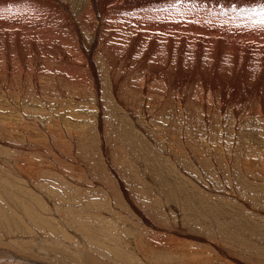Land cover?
Instances as JSON below:
<instances>
[{
	"label": "bare ground",
	"instance_id": "obj_1",
	"mask_svg": "<svg viewBox=\"0 0 264 264\" xmlns=\"http://www.w3.org/2000/svg\"><path fill=\"white\" fill-rule=\"evenodd\" d=\"M261 6L264 0H0V181L25 187L36 199L32 206L21 203V213L14 212L22 216L16 215L11 207L17 206L0 189V220L13 212L28 232L40 235L35 247L27 238L31 249L67 243L63 248L73 256L83 246L66 233L99 230L108 245L87 241L99 251L109 247L106 259L89 251L86 262L61 258L81 264H229L222 254L223 260L211 255L213 236L204 239L208 246H198L179 238L182 230L176 238L146 227H155L158 216L148 214L151 201L140 195L146 194L144 182L158 179L174 181L177 193L200 204L198 215L188 210V220L221 231L224 238L216 233L217 242L231 244V251L241 239L255 244L247 229H255L253 219L219 200L237 197L236 191L254 199L255 190L261 191L257 182L264 189ZM117 68L127 70H121L127 75L124 93ZM69 87L73 92L66 96ZM31 150L49 161L36 162ZM66 164L79 178L63 170ZM45 169L60 180L44 177ZM196 181L205 187L224 182L225 194L207 197ZM226 222L234 224L232 231ZM19 232L25 234L24 228ZM7 236L5 241L14 236L10 245L22 241L17 231ZM2 255L0 264H50L7 245Z\"/></svg>",
	"mask_w": 264,
	"mask_h": 264
},
{
	"label": "rangeland",
	"instance_id": "obj_2",
	"mask_svg": "<svg viewBox=\"0 0 264 264\" xmlns=\"http://www.w3.org/2000/svg\"><path fill=\"white\" fill-rule=\"evenodd\" d=\"M95 57V60L97 59L96 58V56H94ZM117 71H116V73H119L122 77H123V80H122V78L120 79V80H122V82L121 81H119V89H120V91L121 92H123L124 93V91H125V89H124V86H122L121 84H123V81L126 79V77H127V70H125V69H120V68H117L116 69ZM121 70H124L125 72H126V74H125V72L123 71V73H122V71ZM125 75V78H124V75ZM49 82H50V80H49ZM101 83H103V81H102V79H101ZM60 84L61 85H64L63 84V82H61L60 81ZM40 85H43V83H41ZM25 87H28V85L26 84V86ZM72 89V88H71ZM73 92L72 90H70V87L68 88V90L66 91L67 93H65V95L66 96H68V92ZM242 105V104H241ZM241 105H239V106H237V108H241L242 106ZM243 106H244V108L245 107H247L245 104H243ZM227 115L229 114V112H227L226 113ZM230 115V114H229ZM231 117H227L226 118V121L229 123V122H231ZM229 125V124H228ZM116 149H114V151H115ZM117 151V150H116ZM114 152L116 155H118V152ZM6 152V151H5ZM110 152V151H109ZM28 153H34V155H32L31 157H33V159L36 161H38V159L39 160H41V161H46V159L49 161V159L48 158H46V157H44V156H39V155H41L40 154V152L39 151H35V150H31L30 152H28ZM27 153V154H28ZM36 154H38V155H36ZM111 154V153H110ZM8 154H4V156H7ZM112 155V154H111ZM30 156V155H29ZM45 158V159H44ZM36 161V162H37ZM47 161V162H48ZM50 163V167H51V163L52 162H49ZM48 163V164H49ZM65 165V164H64ZM111 166H113V167H115L116 165H113V164H111ZM69 166L66 164V166H64V168H63V170L65 171V170H67L66 172H68V170L69 171H72L71 170V168H68ZM45 175L43 174V176L44 177H51V178H54V177H57V180H60V176H57V175H59V174H57V172L55 173L54 172V170L52 171V170H46L45 169ZM99 171H101V170H99ZM73 172V171H72ZM75 172V171H74ZM73 172V173H74ZM46 173H50L49 175H53V177H52V175L51 176H48V174H46ZM54 173V174H53ZM0 174H5V172L4 171H0ZM56 174V175H55ZM225 174V172H222V177L223 176H226V175H224ZM47 175V176H46ZM74 176L75 177H73V178H79V176L77 175V174H75L74 173ZM78 176V177H77ZM193 178V177H192ZM56 179V178H55ZM7 181V182H6ZM38 181V180H37ZM36 181V182H37ZM157 181V183L154 185V183ZM4 182H6V183H4ZM125 183V185H129V183L127 184V181H124ZM150 182V180H147V183H149ZM158 182H160V183H158ZM170 183H167V184H165V182H162L161 183V181L160 180H158V179H152V182H150L147 186L145 185V184H147V183H143V186L146 188V190H145V192H146V194L145 193H143L144 195H140V197H146V199L147 200H150L151 201V205L150 204H148L147 206H146V210H147V212H148V214H153L155 217L156 216H158V217H156L155 218V220H154V218H151L149 215H147V214H145L144 215V217H146L148 220L150 219L151 220V224L152 223H154V221H156L154 224H152V225H154L155 227H151V225H149V226H147L146 225V227L147 228H149V230H155V231H153V232H156V230H157V232L159 231L160 232V230H161V232H163L165 235H167V236H174L175 234V236L174 237H176V238H178L177 237V235L180 233V231H181V233H184V235L182 236L181 235V233L178 235L179 236V238L181 237V239L184 237L188 242L190 241V242H192V243H195L196 245H198V243H199V245L198 246H204V244L205 245H207L208 246V244H206V242L204 241V239H208V238H210V237H208V235L209 236H213L212 237V240H211V238H210V241H211V245H209L208 247H212L210 250H211V252H212V256L214 255V256H220V258L222 259V257H224L223 259L225 260V261H227V262H229V264H264V199H259V195L260 194H262V193H264V189L262 188V185H261V182H257V183H259L260 184V187H261V191H260V188H258V190H255L254 188H251V191L249 192V193H252L254 190H255V195L253 196V197H255L254 199L252 198V196L250 197V196H247V195H244L245 193H243V192H239V191H236L235 193L237 194V197H233V196H231V195H229V198H231V197H233V198H231V199H228V200H230V201H228L227 200V198L225 199V198H223V199H220L219 201H221V202H223V203H230L232 206H236V207H238L237 209L238 210H240V213H243L242 215H247V218L249 219L250 218V220H252L253 221V225H255L256 227H255V229H252L251 230V228L250 227H247V229H248V231H249V234L251 235V236H255V237H257V238H253L254 239V243L255 244H253V242L252 241H248V240H245V241H243V239H241V237L240 238H235V240H234V242L235 241H237V239H238V241H240L239 239H241L242 241H240V242H238L239 244V246L237 245V243L235 242L233 245H234V249H232L233 251H231V247H233L231 244H227L226 242H224V241H222V240H220L219 242H217L220 238V234H221V236L224 238V236H223V234H222V232L221 231H214L215 229H212V230H208L206 227H205V229L203 228L204 226H203V224L202 225H200V226H198L196 223H195V221H194V224H195V227L194 226H192V225H194V224H192V222L191 221H189L188 220V218L190 217V215H189V213H190V211H192L190 214H196V215H198L199 213H200V210H197L198 209V207H199V205L200 204H196V206H194L195 204H194V200H190V199H188V200H190L189 202H188V200H187V198H186V193H177L176 192V190H175V186H176V184H174V181H173V183H172V181H169ZM2 183V184H1ZM8 183V184H7ZM131 184H130V186H133L134 185V183L133 182H130ZM198 184V186H197V184ZM6 184V185H5ZM151 184V185H150ZM159 184H162V185H160L159 187H160V189H159V187H158V185ZM202 183H200V182H198V181H196L195 183H194V185H196V187H200L201 188V190L203 191V192H207L208 194L207 195H209V196H207V197H214V196H216V195H214V194H217L218 192H221V191H223V192H221V193H219V194H217V196L219 197L220 195H223V194H225V191H224V187H226V183H224V182H221V184L220 183H218V184H215L217 187H215V185L214 184H207L206 186L207 187H205V184H202ZM219 184H220V187H219ZM8 185V186H7ZM11 185V186H10ZM99 185H101L102 187H103V185L104 184H99ZM150 185V186H149ZM153 185V186H152ZM157 185V186H156ZM246 185V184H245ZM0 186H2V188H0L3 192H6L8 195H6L7 197H9V198H11V202L13 203V205H16L17 206V209H16V207H11L12 209V211L14 212V211H16V210H18L19 212H16V213H21L20 212V210L18 209V208H20V204L21 203H26V202H28L29 203V205H31L32 206V204L35 202L36 203V199L33 197V195H31L30 193H28V190L27 189H24L23 190V188H25V187H22V191L21 190H19L18 189V187L16 186V184H12L11 183V180H10V182L6 179V180H1L0 181ZM150 188H149V187ZM155 186V187H154ZM164 186H166V187H164ZM205 187V189L203 190L202 188H204ZM210 186V187H209ZM240 186V185H239ZM17 187V188H16ZM164 187V188H163ZM195 187V186H194ZM208 187H209V190H208ZM213 187V188H212ZM218 187L219 188H221V187H223L222 189H218ZM227 187H229V185L227 186ZM238 187V186H237ZM7 188V189H6ZM148 188V189H147ZM151 188H152V191L153 190H157V191H153V192H151ZM153 188H155V189H153ZM166 188V189H165ZM168 188H169V190H168ZM199 188V189H200ZM207 188V189H206ZM211 188V189H210ZM215 188H217V189H215ZM12 189V190H11ZM61 189V188H60ZM69 189V188H68ZM163 189V190H162ZM213 189V190H212ZM14 190V191H13ZM59 190V189H58ZM165 190V191H164ZM216 190V191H215ZM220 190V191H219ZM147 191H150L149 193L151 194H153V195H150L149 193H147ZM161 191V192H160ZM166 191H171L173 194H172V196L170 195L169 197H168V194L166 193ZM157 194H156V193ZM164 194H163V193ZM212 194H211V193ZM14 193V194H13ZM18 193V194H17ZM20 193H21V195H20ZM33 193V192H32ZM166 193V194H165ZM214 193V194H213ZM240 193V194H239ZM24 194H25V198L27 199V201H25V198H23L24 197ZM73 194H75L74 192H73ZM160 196H159V195ZM186 194V195H185ZM19 195H20V197H19ZM28 195V196H27ZM30 195H31V197H30ZM145 195H147V196H145ZM185 195V196H184ZM150 197L151 199H148L147 197ZM182 196V199L180 200L179 199V197H181ZM224 196V195H223ZM226 196V195H225ZM28 197V198H27ZM155 197V198H154ZM161 197V198H160ZM168 197V198H167ZM239 197V198H238ZM244 197V198H243ZM155 200H154V199ZM170 198V199H169ZM176 198V199H175ZM219 198H221V197H219ZM247 198V199H246ZM13 199V200H12ZM163 199V200H162ZM185 201H184V200ZM192 199H193V197H192ZM195 199V198H194ZM235 199H240V201H238V200H235ZM245 201H243V200ZM15 200V201H14ZM30 200H31V202H30ZM162 200V201H161ZM187 200V201H186ZM196 200H198V199H196ZM215 200V199H214ZM223 200V201H222ZM227 200V201H226ZM233 200V201H232ZM15 203H14V202ZM135 201V200H134ZM153 201H154V203H153ZM157 201V202H156ZM237 201H238V203H237ZM1 200H0V204H1ZM4 202V201H3ZM132 202H133V199H132ZM160 202H161V204H160ZM184 202H185V204H184ZM188 202V204H187V206H186V203ZM237 203V204H235V203ZM242 202H244V203H242ZM136 203V202H135ZM196 203V202H195ZM137 205H138V203H136ZM185 205V206H184ZM194 206V207H193ZM185 207H187V208H185ZM193 207V208H192ZM13 208L15 209V210H13ZM193 209V210H190V209ZM246 208V209H245ZM252 208V209H251ZM255 208V209H254ZM170 210L171 211V213H170V211H167V210ZM186 209H187V211H186ZM197 210V212L195 213L194 211H196ZM11 210H9L8 209V212H10ZM188 210H189V213H188ZM243 210V211H242ZM249 210V211H248ZM252 210V211H251ZM132 211V210H131ZM139 211H142L143 213H145V211L141 208ZM246 213H245V212ZM13 212H10V213H13ZM172 212H173V214H172ZM177 212H179V213H177ZM184 212V213H183ZM185 212H187V213H185ZM250 212V213H249ZM10 213H5V215H3L6 219L5 220H0V223H3V224H0V249H3V247L5 246V245H7V247L9 248V249H12V250H14V251H16V252H18V254H20L22 257H29L30 259H32V260H45L46 262H49L50 264H73V263H75V264H81V262H79L78 260H73L72 261V259H61V258H63L62 256L63 255H65V256H68V257H70V258H73L74 257V259H76L75 257H79V256H81V258L86 262V259H85V257H84V254H86V252L87 251H89V252H92V253H97V254H99V257H101V258H103V259H106L107 257H105V256H108L107 254H106V252H108L109 251V247H103L102 248V251L100 250H97V249H95V248H92V245L93 246H95V245H97V244H94L92 241H90V242H88L87 241V236H88V238H92V240L93 239H96V240H99V242H102L104 245H108V243H106V242H108V240L107 241H105V240H103V237H100V235H99V230H94V231H97V232H94V231H87V232H89V233H87V235H84V234H82V233H79V232H72V231H68L66 234L67 235H71V236H73V237H75V238H78L77 239V242H80L81 243V247H82V251L83 252H81V251H79L78 249H76L75 248V250H77L78 251V254L76 255V256H73L71 253H69V251L68 250H65L63 247H65L66 245H67V243L66 244H64V246H61L60 248H58L57 246H55V247H52L51 246V244H49V243H47V242H45V243H41V245L39 244V247H40V251H38L37 250V252L33 249V247H35V241H36V239H38L39 237H40V235L39 234H32V233H30V232H28L27 231V228L19 221V218L17 219V218H15V215L14 214H16L15 212H14V214H10ZM182 213H183V215H182ZM158 214V215H157ZM167 214L168 215H170V216H167ZM178 214V215H177ZM184 214H186V216L187 215H189L188 217H186V216H184ZM249 214H250V217H248L249 216ZM16 215H20V216H22V214H16ZM164 215V216H163ZM179 215H181V217H182V219H181V217L179 216ZM245 215V216H246ZM19 216V217H20ZM160 216V217H159ZM164 217V218H163ZM172 217V218H171ZM135 218H136V213L135 212H132V215H131V220H130V223H131V225H136L135 224ZM161 218H162V220H161ZM182 220V221H180V219ZM158 219V220H157ZM168 220V221H166V220ZM171 220V222H169L170 220ZM254 219H255V221H254ZM8 220H10V221H8ZM154 220V221H153ZM4 221H6V222H4ZM160 223H159V222ZM165 221V222H164ZM185 221H188V223L190 224H188V223H186V224H188V225H186V224H184L185 223ZM168 223L167 225L166 224H163V223ZM173 222V223H172ZM177 222V223H176ZM256 222V223H255ZM142 223H143V226H145V222H140V225H142ZM172 224V226H170L169 227V224ZM227 223V222H226ZM255 223V224H254ZM5 224H6V226H5ZM27 224H30V222H27ZM32 224V223H31ZM161 224H163L162 226H164L163 228H160L161 227ZM197 225V226H196ZM227 225L229 226V230L230 231H232V227H234L233 225L234 224H230V223H227ZM226 224L225 225H223V226H225L226 227V229H227V226ZM251 225V224H250ZM28 227H30L29 225H27ZM175 226V227H174ZM188 226V227H187ZM202 226V227H201ZM232 226V227H231ZM14 229H13V228ZM166 227H168V228H171V229H168V228H166ZM174 227V228H173ZM184 227V228H183ZM190 227V228H189ZM224 227V228H225ZM231 227V228H230ZM3 228V229H2ZM12 228V229H11ZM23 228H24V231H25V234H22V233H20L19 232V230L21 229L22 231H23ZM32 228H34L35 230H36V228L35 227H32ZM32 228H29V230L31 231V229ZM178 228V229H177ZM194 228H195V230H194ZM254 228V227H253ZM34 229H32V230H34ZM184 229V230H183ZM227 229V230H228ZM34 230V231H35ZM170 230H172V231H170ZM193 230V231H192ZM255 230V231H254ZM10 231V232H9ZM14 231H17V236H22V241L19 243V244H17V246L18 247H16V245L14 246V244H11L10 245V242L9 241H14L13 239H14V236L12 237V236H9V239L7 240V241H5V238L6 237H8L7 236V234H11V232H14ZM177 231H178V233H177ZM160 232V233H161ZM175 232V233H174ZM193 232V233H192ZM219 232V234H217V235H219V237L216 235V233H218ZM221 232V233H220ZM72 233V234H71ZM95 233H97V234H95ZM191 234V235H188L189 237H187L186 236V234ZM79 234V235H78ZM92 234V235H91ZM215 234V235H214ZM232 234V233H231ZM29 235H30V237H31V239H34V242H32V244L31 245H34L33 247H32V249L29 247V243H28V241H27V238L29 237ZM99 235V236H98ZM197 235H201V238L200 239H198V238H196V236ZM202 235H204V236H202ZM230 235V234H229ZM71 236H69V237H71ZM76 236H78V237H76ZM93 236H98L97 238H94ZM217 236V237H216ZM53 237V236H52ZM198 237V236H197ZM229 237H231V236H226L225 237V239L226 238H229ZM54 238V237H53ZM59 238V237H58ZM183 238V239H184ZM60 239V238H59ZM79 239H80V241H79ZM182 239V240H183ZM222 239V238H221ZM198 240V241H197ZM214 241H216L215 243H214ZM226 241V240H225ZM221 242V244L222 245H219V243ZM34 243V244H33ZM37 243V242H36ZM79 243V244H80ZM82 243H84V244H82ZM200 243H201V245H200ZM251 243V244H250ZM43 244V245H42ZM92 244V245H91ZM216 244H217V246H216ZM227 245H231V247H229V246H227ZM257 247H256V246ZM37 246V245H36ZM86 248H85V247ZM263 247V248H262ZM6 248V247H5ZM15 248V249H14ZM214 248H215V250H214ZM223 248V249H222ZM31 249V250H30ZM91 251H90V250ZM217 249H218V251H217ZM219 249H221L222 250V252L220 253V250ZM106 250V251H105ZM224 250V251H223ZM86 251V252H85ZM97 251V252H96ZM214 251V252H213ZM235 251V252H234ZM41 252V253H40ZM45 252V253H44ZM59 252H62V253H59ZM101 252V253H100ZM122 252V251H121ZM226 252V253H225ZM232 252H233V255L236 257V260H235V257L232 255ZM43 253V254H42ZM124 253V252H123ZM231 253V254H230ZM235 253V254H234ZM237 253V254H236ZM106 254V255H105ZM221 254H222V257H221ZM224 254V255H223ZM231 256V258H230V256ZM73 257H72V256ZM43 256V257H42ZM56 256V257H55ZM92 256V255H91ZM0 258H5V256H0ZM65 258V257H64ZM226 258V259H225ZM222 259V260H223ZM70 260V261H69ZM92 260V259H91ZM98 260V259H97ZM110 259H108V261H109ZM234 260V261H233ZM239 260V261H238ZM64 261V262H63ZM71 261H72V263H71ZM244 261V262H243ZM92 262H96V259L95 260H92ZM241 262V263H240ZM243 262V263H242ZM115 264H120V263H116V262H114ZM85 264H88V263H85Z\"/></svg>",
	"mask_w": 264,
	"mask_h": 264
},
{
	"label": "snow or ice",
	"instance_id": "obj_3",
	"mask_svg": "<svg viewBox=\"0 0 264 264\" xmlns=\"http://www.w3.org/2000/svg\"><path fill=\"white\" fill-rule=\"evenodd\" d=\"M259 14L264 15V6H261V9H260V13ZM261 23H264V19L261 20Z\"/></svg>",
	"mask_w": 264,
	"mask_h": 264
}]
</instances>
